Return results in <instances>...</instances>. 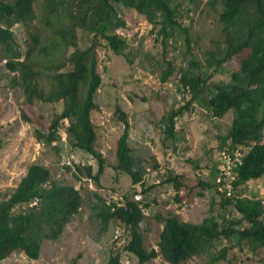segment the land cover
<instances>
[{
    "label": "trees",
    "instance_id": "trees-1",
    "mask_svg": "<svg viewBox=\"0 0 264 264\" xmlns=\"http://www.w3.org/2000/svg\"><path fill=\"white\" fill-rule=\"evenodd\" d=\"M219 3L217 21L221 25L222 43L207 50L203 62L190 58L180 72L178 83L189 94V100L171 112L167 135L174 136L175 117L192 103L206 108L215 118L231 111V126L221 145L227 141L231 147H248L235 170L232 185L236 189L264 176V0H219ZM117 5L134 10L152 24L163 54L173 38L182 40L190 49L191 26L180 22L176 0H0V58L8 72L17 74L24 102L28 105L62 103L61 112L51 117L47 131L35 130L36 140L43 144L57 142L59 126L66 120L65 132L70 145L89 154L96 166L93 169L77 165L76 171L97 184L108 165L96 149L97 132L91 120L92 111L98 109L94 96L101 83L98 51L103 48L125 57L128 45L117 33L124 22L112 19ZM16 24L25 30L23 51L12 31ZM79 31L92 34L85 49L77 47ZM244 50L249 51L248 55L238 60V67L227 82L211 81L208 70L220 68ZM165 65L161 82L174 71L171 62ZM114 114L123 129L115 143L112 169L128 173L140 164L128 145L126 114L118 105ZM22 117L27 120L24 114ZM153 167L158 165L155 163ZM214 175L210 176L211 181L200 180L192 187L201 191L215 189ZM182 179V175L169 173L163 181L171 185L178 201L180 191L193 189ZM98 202L103 226L116 221L128 230L125 253L136 257L140 264L157 257L156 250L147 251L144 247L139 225L145 215L136 199L106 203L98 197ZM81 203V195L73 186L53 181L45 166L30 165L15 190L0 201V261L14 253L36 260L42 242L56 240L78 213ZM223 204L232 205L241 215L240 220L223 223L210 216L192 224L179 221L171 214L157 215L156 219L162 223L157 244L162 260L168 264L184 263L208 252L217 240L234 234L238 236V243L244 241L250 251L264 247L261 201L232 196L224 197ZM242 222L247 226L237 229ZM226 252L227 248L223 247L202 264L224 259ZM119 259V255L110 257L107 264H119Z\"/></svg>",
    "mask_w": 264,
    "mask_h": 264
},
{
    "label": "rangeland",
    "instance_id": "rangeland-1",
    "mask_svg": "<svg viewBox=\"0 0 264 264\" xmlns=\"http://www.w3.org/2000/svg\"><path fill=\"white\" fill-rule=\"evenodd\" d=\"M209 1L176 0L180 22L191 26L192 42L188 49L185 42L173 38L164 54L152 24L134 10L117 5L112 19L124 22L117 33L128 45L125 57L103 48L98 51L101 83L94 96L98 109L92 111L91 120L97 132L96 149L108 164L98 184L77 173V165L93 169L96 166L89 154L70 145L65 132L66 120L59 126L60 140L51 144L36 140L35 130L46 132L51 117L61 112L62 103L26 104L17 84V74L8 72L0 58V201L15 190L32 164L47 167L53 181L73 186L82 198L78 213L61 235L56 240L42 242L36 260L14 253L0 264H107L115 255L120 257L119 264H140L136 257L123 251L129 239L128 230L116 221L102 225L98 197L106 203H121L124 198L140 203L145 215L139 225L144 247L158 254L143 264H168L162 260L157 246L162 230L157 215L171 214L179 221L192 224L210 216L223 223L240 220L241 215L232 205L223 204L224 197L214 188L201 191L192 187L200 180H210L216 172L218 151L228 143L221 145L233 113L228 111L221 118H215L206 108L192 103L175 117L174 136L167 135L171 112L189 100V94L178 83L180 72L190 58L203 62L204 53L222 43L221 25L217 21L220 3ZM12 31L23 51L24 28L16 24ZM77 37V47L85 49L92 34L79 31ZM248 53L244 50L220 68L208 70L211 81L227 82L231 72L237 69L238 60ZM167 61L173 64L174 71L161 82ZM116 105L126 114L128 145L140 164L128 173L112 169L115 143L123 129L114 114ZM155 163L157 168L153 167ZM169 173L182 175L183 182L193 188L189 192L180 191L179 201L171 185L163 183ZM233 196L260 200L264 208V176L240 185L234 189ZM246 226L242 222L237 229ZM223 247L227 248L225 258L212 264H264V247L250 251L244 241L238 243L236 234L217 240L208 252L181 264L205 263Z\"/></svg>",
    "mask_w": 264,
    "mask_h": 264
},
{
    "label": "built area",
    "instance_id": "built-area-1",
    "mask_svg": "<svg viewBox=\"0 0 264 264\" xmlns=\"http://www.w3.org/2000/svg\"><path fill=\"white\" fill-rule=\"evenodd\" d=\"M246 146L231 147L227 144L218 151L217 166L214 175L215 190L223 197L233 196L235 170L241 165L242 157L247 152Z\"/></svg>",
    "mask_w": 264,
    "mask_h": 264
}]
</instances>
